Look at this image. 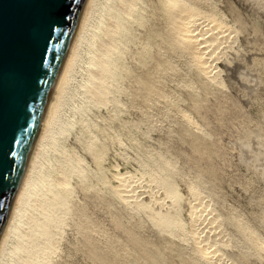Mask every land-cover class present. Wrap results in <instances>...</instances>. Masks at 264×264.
I'll return each instance as SVG.
<instances>
[{
  "label": "rangeland",
  "instance_id": "obj_1",
  "mask_svg": "<svg viewBox=\"0 0 264 264\" xmlns=\"http://www.w3.org/2000/svg\"><path fill=\"white\" fill-rule=\"evenodd\" d=\"M185 1L227 25L215 80L197 76L178 54L156 0H138L137 16L123 24L104 102L86 101L65 132L76 160L65 187L55 188L63 200L38 233L34 264H201L189 240L114 195V171L167 179L184 227L194 188L217 213L227 263L260 264L245 256L260 249L244 233L264 241V0ZM77 71L74 86L83 75Z\"/></svg>",
  "mask_w": 264,
  "mask_h": 264
},
{
  "label": "bare ground",
  "instance_id": "obj_2",
  "mask_svg": "<svg viewBox=\"0 0 264 264\" xmlns=\"http://www.w3.org/2000/svg\"><path fill=\"white\" fill-rule=\"evenodd\" d=\"M137 4L138 0L85 1L0 236V264H34L38 233L48 224L55 205L63 200L60 195L63 192H56L55 188L65 187L68 165L76 160L72 148L64 143L65 132L72 127L74 114L86 101L104 102L110 87L107 80L110 69L119 58L114 54L126 29L123 24L137 16L132 13L136 6L138 8ZM156 7L178 54L192 65L197 76L212 79L221 47L227 40V25L216 14L197 9L185 0H156ZM78 68L83 75H80L82 79L79 84L74 86ZM80 115L78 121L82 125ZM246 156L249 157L248 154ZM51 160L56 166L54 172L51 170ZM112 175L115 180L111 184L114 195L130 205H138L157 228L167 233L174 232L176 239L189 240L191 254L201 264H229L222 252L229 243L217 213L210 209L197 190L189 186L187 206L190 225L184 227L174 191L167 179L150 171L139 172L132 179L126 173L117 171ZM147 202L155 204L157 209L150 207L153 210H147ZM244 235L258 251L260 249V253L245 256H255L260 264H264V253H261L264 251V241L258 234Z\"/></svg>",
  "mask_w": 264,
  "mask_h": 264
},
{
  "label": "water",
  "instance_id": "obj_3",
  "mask_svg": "<svg viewBox=\"0 0 264 264\" xmlns=\"http://www.w3.org/2000/svg\"><path fill=\"white\" fill-rule=\"evenodd\" d=\"M85 1L0 0V236Z\"/></svg>",
  "mask_w": 264,
  "mask_h": 264
},
{
  "label": "snow or ice",
  "instance_id": "obj_4",
  "mask_svg": "<svg viewBox=\"0 0 264 264\" xmlns=\"http://www.w3.org/2000/svg\"><path fill=\"white\" fill-rule=\"evenodd\" d=\"M42 27H43V23L41 21H38L37 22V28H38V30H42ZM49 27H50V25H49Z\"/></svg>",
  "mask_w": 264,
  "mask_h": 264
}]
</instances>
